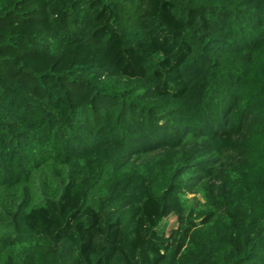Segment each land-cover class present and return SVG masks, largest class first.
Masks as SVG:
<instances>
[{"label":"trees","instance_id":"16d2710c","mask_svg":"<svg viewBox=\"0 0 264 264\" xmlns=\"http://www.w3.org/2000/svg\"><path fill=\"white\" fill-rule=\"evenodd\" d=\"M0 264H264V0H0Z\"/></svg>","mask_w":264,"mask_h":264},{"label":"rangeland","instance_id":"374dc122","mask_svg":"<svg viewBox=\"0 0 264 264\" xmlns=\"http://www.w3.org/2000/svg\"><path fill=\"white\" fill-rule=\"evenodd\" d=\"M45 176H47V175H45L43 173L42 174H40V173L37 174L36 175V185H41L43 183V179H44ZM188 198L191 199V200L196 199L193 202H191V204L194 205L196 208L198 207V205L200 207H202V199L201 198L197 199L193 195L188 196ZM175 221H176V217H171L170 218V220H169V223H170L169 230H171L173 228L172 225H174V226L176 225ZM167 233H169V232H167Z\"/></svg>","mask_w":264,"mask_h":264}]
</instances>
